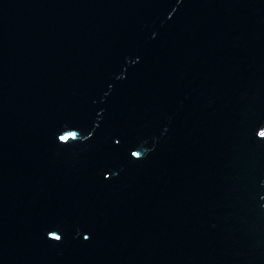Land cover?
I'll list each match as a JSON object with an SVG mask.
<instances>
[{
  "label": "water",
  "instance_id": "1",
  "mask_svg": "<svg viewBox=\"0 0 264 264\" xmlns=\"http://www.w3.org/2000/svg\"><path fill=\"white\" fill-rule=\"evenodd\" d=\"M260 132L264 0H0V264H264Z\"/></svg>",
  "mask_w": 264,
  "mask_h": 264
},
{
  "label": "snow or ice",
  "instance_id": "2",
  "mask_svg": "<svg viewBox=\"0 0 264 264\" xmlns=\"http://www.w3.org/2000/svg\"><path fill=\"white\" fill-rule=\"evenodd\" d=\"M259 136H260L261 140H264V132H260V133H259ZM60 139H61V141H66V140L68 139V137H66V136H61ZM117 143H119V141H117ZM133 155H134V156H137L138 154H137V153H133ZM52 238L55 239V240H57V241H60V240H61V237L58 236V235H54ZM85 239L87 240L88 237L85 236Z\"/></svg>",
  "mask_w": 264,
  "mask_h": 264
}]
</instances>
